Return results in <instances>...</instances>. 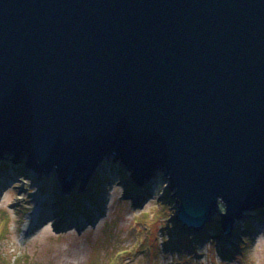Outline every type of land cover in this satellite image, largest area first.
Masks as SVG:
<instances>
[{
  "label": "water",
  "instance_id": "1",
  "mask_svg": "<svg viewBox=\"0 0 264 264\" xmlns=\"http://www.w3.org/2000/svg\"><path fill=\"white\" fill-rule=\"evenodd\" d=\"M111 156L188 231L264 209V0H0V164L69 193Z\"/></svg>",
  "mask_w": 264,
  "mask_h": 264
},
{
  "label": "rangeland",
  "instance_id": "2",
  "mask_svg": "<svg viewBox=\"0 0 264 264\" xmlns=\"http://www.w3.org/2000/svg\"><path fill=\"white\" fill-rule=\"evenodd\" d=\"M20 162L0 164V264H264V211L239 219L250 235L210 231L194 241L202 230L176 234L175 199L161 200L166 189L172 193L166 170L138 186L111 156L89 182L102 180L93 199L86 195L81 209L63 212L58 203L85 190L79 177L68 193L56 169L39 172ZM224 210L219 203L213 218Z\"/></svg>",
  "mask_w": 264,
  "mask_h": 264
},
{
  "label": "trees",
  "instance_id": "3",
  "mask_svg": "<svg viewBox=\"0 0 264 264\" xmlns=\"http://www.w3.org/2000/svg\"><path fill=\"white\" fill-rule=\"evenodd\" d=\"M1 164L4 165L2 167H6V165H8L7 162L6 163H1ZM19 164L22 167L24 166L23 162H21ZM10 165H11V163H10ZM91 183H93V184L90 187L87 188V190H86L87 193H83V191L85 192V190H83L82 194H79L78 192H74V193H72L70 195V197H67V198L64 197V200L62 202L58 203L59 208L63 212H66L67 210H69L71 206L74 207L75 211H78L79 209H81V207H82L81 206L82 199H84L85 196L87 195V196H89V199L92 200L93 197H92L91 192H92V190H99V187H100V184L102 183V180H100L97 177L96 180L95 181H91ZM161 200H163L164 203H170L171 201H173V199L171 198V192L169 193V191L166 189L165 193L162 194V196H161ZM263 211H264L263 208H259V209L256 210V212L258 214H260ZM218 218H220V217H214L212 221H210L208 224H206L202 234L197 235V237H195V238H193V237H191V238H193L194 241H197V240L203 239L204 237L208 236V234H210L209 233L210 231L215 232V233L216 232L222 233V231H221L222 227H221V224L218 221L219 220ZM173 228L178 231V232H176V234H179V235H181V233H184L183 231H188L185 228H183L180 224H178L176 221L174 223V227ZM242 229H243V231L247 232V235H250V233L252 232L251 226L247 223L245 227H242V228H241V226L237 227L236 230L232 234L240 233V231H242ZM243 240H245V239H243ZM239 242H243L244 243V241H238L237 243H239ZM238 248L240 249L241 247H238ZM230 255H231L230 253L227 254V256H230Z\"/></svg>",
  "mask_w": 264,
  "mask_h": 264
}]
</instances>
